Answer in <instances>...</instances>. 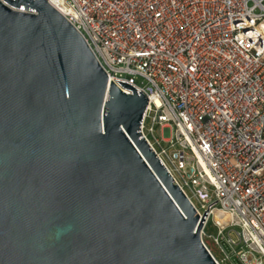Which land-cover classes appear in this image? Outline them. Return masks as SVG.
Wrapping results in <instances>:
<instances>
[{"label":"water","instance_id":"95a60500","mask_svg":"<svg viewBox=\"0 0 264 264\" xmlns=\"http://www.w3.org/2000/svg\"><path fill=\"white\" fill-rule=\"evenodd\" d=\"M4 2L0 264H217L201 231L218 201L201 220L143 137L147 96L109 84L47 0Z\"/></svg>","mask_w":264,"mask_h":264},{"label":"built area","instance_id":"2783aa9c","mask_svg":"<svg viewBox=\"0 0 264 264\" xmlns=\"http://www.w3.org/2000/svg\"><path fill=\"white\" fill-rule=\"evenodd\" d=\"M47 1L109 84L147 96L142 135L201 220L218 201L201 231L217 264H264V0Z\"/></svg>","mask_w":264,"mask_h":264},{"label":"rangeland","instance_id":"374dc122","mask_svg":"<svg viewBox=\"0 0 264 264\" xmlns=\"http://www.w3.org/2000/svg\"><path fill=\"white\" fill-rule=\"evenodd\" d=\"M151 127H152V121L151 120H147L146 128H147L148 137L150 138L151 141H154L152 135L149 133V129ZM164 135H165V132H164L163 128L157 126L155 128V137L158 138V139H160V140H162V138L164 137ZM233 230L237 231L238 229L237 228H233ZM206 232L209 235H213V236H217L218 235L219 229L216 226L215 221H214L213 218L209 221V223H208V225L206 227ZM233 234H235V232H233ZM210 248H211V246H210ZM213 252H214L215 255H217V253L215 251H213Z\"/></svg>","mask_w":264,"mask_h":264}]
</instances>
